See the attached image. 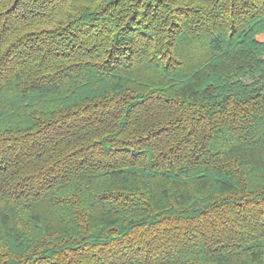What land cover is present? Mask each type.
Returning <instances> with one entry per match:
<instances>
[{
    "label": "trees",
    "instance_id": "obj_1",
    "mask_svg": "<svg viewBox=\"0 0 264 264\" xmlns=\"http://www.w3.org/2000/svg\"><path fill=\"white\" fill-rule=\"evenodd\" d=\"M264 0H0V264H264Z\"/></svg>",
    "mask_w": 264,
    "mask_h": 264
},
{
    "label": "rangeland",
    "instance_id": "obj_2",
    "mask_svg": "<svg viewBox=\"0 0 264 264\" xmlns=\"http://www.w3.org/2000/svg\"><path fill=\"white\" fill-rule=\"evenodd\" d=\"M258 39L264 41V32L257 35Z\"/></svg>",
    "mask_w": 264,
    "mask_h": 264
}]
</instances>
